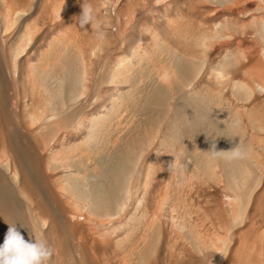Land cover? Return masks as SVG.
<instances>
[{
    "label": "rangeland",
    "instance_id": "obj_1",
    "mask_svg": "<svg viewBox=\"0 0 264 264\" xmlns=\"http://www.w3.org/2000/svg\"><path fill=\"white\" fill-rule=\"evenodd\" d=\"M110 1H111V3L108 4V5H112V6H108L109 13L111 12L110 15H112V16H110V20L108 19L109 16H106L107 14L109 15V13H107L105 11L104 5H101L100 10L102 11V13H104V14H102V17H104L103 22L100 24V26L96 25V26H92V27L88 28L90 31L88 29L84 30L83 31L84 33H82V35L80 34L79 37H77L76 43H73V42L71 43V41H69L67 38L65 39L64 32L66 30H62L61 32L55 31L54 38L56 41L51 40V38H49L50 35H47L48 37L47 36L43 37L42 41H40L39 44L35 45V47H37L36 50L32 49V52H35V54L37 53V56H39L38 58L40 60L38 62L40 64L37 63L39 67L37 70L38 74L36 76V80H37L38 84L42 83L41 86H43V88H45V89H42V87L39 85V90L40 91H41V89H42V91L44 90L42 92V94H44V96H46V98H49L50 96H52V101H53L52 107L55 110L52 111L53 109L51 108L50 103H49V107H48L47 111L45 113H43L42 115H39V116L37 115L38 119L32 118L29 126L32 130L35 131V134H37V135H35V138L37 140H39V141H37L38 149L41 151H44V152L51 153L50 155H52L51 160L50 159L48 160L49 161L48 164L45 165L44 168H42V172H44L43 174L45 175L46 180L49 179V175L54 174V173H61L63 171V173H61L62 179H63L62 197H64V199H66L69 202H72L76 205V209H75V220H77L76 222L80 225H83L84 226L83 228H133L134 226H136L139 229V231L142 230L145 232V234H147V235H145V237L151 236V238H149V237L145 238L146 244L143 245V252H142V254H145V255H142L143 257H141V258L139 256L140 262H142L144 260L145 262L143 261L144 263L142 262V264H147L148 261L151 260L152 255L154 254V252L158 246V243L161 239V237H160L161 231L163 228L166 229L169 226L170 227L173 226V228L171 227V229H170V227H169L168 229H170V231H172V232H176L181 237H184V239L186 241H188V242L192 241V237L187 233L186 230H187V228H189V226H188L189 222H192L194 219L195 208L191 207L188 204L189 202H188L187 198H188L189 192L190 191L193 192L194 186L195 187L196 186H202L204 188V186L211 185V188H218L217 194L219 196L217 195V198L219 200L221 198L220 202H221V204H223L222 206L224 207V211H225L224 213L228 214L232 218L230 221V223H232L231 227L235 228V227L239 226L241 224L242 220L246 219L247 205L249 203L250 196H251L252 192L260 186L261 181L263 180V177H261V178L259 177L260 174L258 172V168H259V159L260 160L264 159V145H263L264 140L262 139V137L264 138V136H263L264 135V127L262 128V126H264V117L263 116L260 117L261 116V115H259L260 113H258V111H256V109H254L251 106L257 112V113H254V110L251 109V107H250V105H251L250 103H252V101L254 99H260L262 104L264 105V99H263L264 91H261V88L264 86V84H263L264 83V80H263L264 79V75H263L264 74V72H263V70H264V66H263V64H264V22L262 21V16L264 15V2H263L264 0L263 1L255 0L258 5H256L252 11L257 10L256 13L254 12L255 14H257L258 11H259V13L261 11V13H260L259 17H258V14H259L258 13L257 15H255V18H250L249 20H247V22H245V24L241 25L242 27L231 25V24H222V23L216 22L217 24L215 26V30H216V32L214 33L215 35L210 36V38H208L206 40V42L211 43V44L213 42V44L212 45L209 44L208 45L209 47L207 46L208 43L204 44V46L206 45L204 47V54H203L202 58L197 59V60L188 58L181 51V47L183 48V46L185 45V43L182 42L180 39L181 35H175L174 38H172L173 40L170 38H166V36L164 37V34L159 33V30L156 29V27L152 25V24H156L158 22L157 21V15H158L157 11L158 10L159 11H165L168 9L167 4H168L169 0H162V1L148 0V1H144L145 3H142V5L145 6L148 2L150 8L148 7V5H146L145 7H142L141 13L139 12V10L135 11V14L133 12L134 15L132 14V16H130V18L125 17V16H124L125 17L124 18L122 16V14L120 15V13L118 15V12H119L117 10L118 5H117V7H115V8H117V9H115V11L117 13L115 11H113L114 9H110V8L114 7V2H116L115 0H110ZM149 1L151 3H149ZM208 1L211 5H213L217 8H220V7L222 8L225 6V4L229 5L231 3V0H208ZM119 2H120V0H119ZM68 3L70 4V6L69 5L67 6ZM68 3L65 5V7H63V9L58 11L59 14L55 15L56 21L64 22L63 20L66 18L65 15H67L70 12V11H68V13H67V10L72 9L71 5L73 4V2H72V4H71V2H68ZM151 5H152V7H151ZM73 8H74V4H73ZM112 12L116 13V14H114L117 17L116 20H115V16H113ZM153 12H155V13H153ZM262 12H263V15H262ZM61 13H63V14H61ZM148 14H151L150 15L151 17H149L150 20L147 17ZM61 15H62L63 19H61L59 17ZM153 15L154 16L156 15L155 18H153L154 17ZM121 16L125 19L124 21L126 23H124ZM143 16H145L144 18H147L150 22H153L150 25L154 27L153 35L150 38H148L147 40L145 39L146 38V33H145L146 31L142 30V28H140V26H138V22H137ZM128 18L131 20H129ZM153 19H155V20H153ZM263 19H264V17H263ZM151 20H153V21H151ZM121 21H123V22L121 23ZM128 22L130 24H128ZM116 23H117V25H116ZM118 24L121 26H119ZM253 24H255V25H253ZM126 25H128V26H126ZM124 28L126 30H123ZM99 29H100V31H99ZM155 29H156V31H155ZM104 31H105V33H104ZM117 31H118V33H117ZM142 32H143V34H142ZM121 33H123V35ZM158 33H159L160 37L157 35ZM131 34H132V36H131ZM140 36L141 37L143 36L142 37L143 42L141 40L142 38L141 39L137 38ZM100 37L105 39L104 44L100 47L94 46L93 50L90 51L89 56L85 55L84 57H82L81 51H83V50L81 48L84 45H87L89 40L94 42L95 39H98ZM130 37H134L135 39L137 38V40H138V41L136 40L137 42H134L135 44L136 43L137 44L135 47H133V49L131 47H129L128 45H126L127 42H129ZM147 37H148V35H147ZM212 37H213V40H211ZM163 39H164V41H163ZM224 39L225 40L230 39V40L229 41L226 40V42H225ZM140 40H141V44L138 45L140 43ZM168 40H170V41H168ZM175 40L177 43L175 42ZM29 41L30 40L27 36L21 37V39L19 41L18 48L16 49V52L11 53V55H12L11 59L13 62H16V60L19 57H21L22 54H25L30 49L29 45L31 43ZM235 41H237V45H239L241 47V49L244 46V50L242 49V51H241L240 47L237 45L232 46ZM49 42L50 43L52 42L51 46L53 45V47H51L50 45H47ZM220 42L225 43L227 45H229L231 43V46L229 45V47H227V48H226L227 45L225 46L226 49H224V46H223V50L226 53H224V52L221 53L223 51L222 48L216 52H212V53L209 52L212 46H214L215 44L220 43ZM164 43H165V45H164ZM54 45L57 47H55ZM177 45H179L180 47ZM63 46H64V48H62ZM118 46H119V49H118ZM124 46H126V47H124ZM141 46H142V48H141ZM40 47L41 48L44 47V48L41 50ZM109 47H110V49H109ZM158 47H159V49H158ZM235 47L238 48L241 52L238 49L236 50ZM50 48H52L55 51L56 50L58 51L57 56H59V57H57V60L55 59V61L53 59L54 58L53 57L54 51H52V49H50ZM59 48H60V50H59ZM107 48L109 50H111L113 48L112 49L113 51L108 52ZM114 48H115V50H114ZM232 48L234 50H232ZM44 49H46V50H44ZM134 49L136 51L138 50L137 51L138 53L135 52ZM144 49H146V50H144ZM166 49H168V50H166ZM171 49H172V52H171ZM246 49H248V50H246ZM260 49H262V51ZM151 50H152V53H154L157 50L154 53V54H156L155 55L156 59H154V58L149 59L150 57L152 58L154 56V54H153V56H151ZM164 50H166V51H164ZM206 50H207V52H206ZM235 50L237 52H235ZM259 50L261 51L260 53H259ZM105 51H107V53ZM158 51H161V52H158ZM167 51L169 53H167ZM59 52L61 55H59ZM102 52H103V54H102ZM112 52H113V54H112ZM122 52H123V54H122L123 56L127 55L126 57H130V59H132V58L133 59L132 60H130L129 58L125 59L126 57L124 58L121 55ZM130 52H131V54L134 52L135 53L131 55ZM162 52H165V53H162ZM51 53H52V55H50ZM161 53H162V55H161ZM219 53H221V56ZM236 53H238V54H236ZM239 53H241V56H239ZM110 54H111V58L112 57L114 58V56H115V58H114L115 60L113 58L108 60ZM129 54L131 56H129ZM112 55H114V56H112ZM116 55H118V57L121 58L120 59L121 61L116 62V59L117 60L119 59V58H117ZM158 55H160L161 57ZM164 55H166V57H164ZM211 55H212V57H214L213 59H211ZM231 56H233V57H231ZM139 57L142 59L139 60ZM147 57H148V60H147ZM207 57H208V59H206ZM244 57L247 59H245ZM255 57H257V58H255ZM45 58H47V59H45ZM63 58L64 59L66 58V60L64 61ZM215 58H217V59H215ZM49 59H50V61H49ZM58 59L60 60V63H59ZM160 59H162V60H160ZM165 59H166V61H164ZM93 60H94V63L92 62ZM107 60H108L107 64L109 66H110V64L113 65L116 62V65L114 64V66L120 67L119 69L115 67V70H119L120 72H118V71L117 72L120 74H117L116 71L114 72L115 76L113 74L111 75V73H109L110 77H108V78L110 80L107 78L108 82H106L107 79L105 78V77H107L106 76L107 73L110 72V71H108L106 73V71L109 67V66L106 67V61ZM151 60L154 64L153 63L150 64ZM206 60H208V62H206ZM256 60L259 64L260 68L262 69L261 74L259 75L258 79L256 78L257 76H254V77L252 76L254 74V72L251 71V70H253V64H254L253 62H255ZM47 61H49V62L47 63ZM53 61H54V63H53ZM113 61H115V62H113ZM133 61L135 63H137V64H135V66H134ZM149 61H150V63H149ZM155 61H156V63H158V61H159V65L163 64L160 61H164L165 63L168 62V65L171 64V66H172V68H174V70L172 68L170 69L171 66H168L167 63L166 64L164 63L165 65L168 66V67L166 66L167 69H165L164 64H163L164 66L162 65L163 67H161L158 64H155ZM51 62L55 65L53 66L52 64H50ZM109 62H111V63L109 64ZM120 62H121V65L123 67L125 66L124 69H122L123 67L119 64ZM125 62H126V64H125ZM210 62H213V63H210ZM214 62L216 65L214 64ZM43 63L46 64L45 65L46 69L45 68L42 69L44 67ZM90 63L93 65H91ZM117 63L119 64V66ZM49 64H50V66L51 65L52 66L50 67ZM57 64H59V65H57ZM94 64H95V66H94ZM204 64H205V66H208L206 68H209V65H210L209 69L213 70L214 73H215V71H216V73L218 72L217 74L220 75L222 78L227 79V77H228V80L225 79L226 82L228 83V84L226 83V85L230 86L231 84H233V86L234 85L235 86L234 87L232 86V88H231V86H230V88H227L224 84L225 89H224V87H222L223 86L222 85L221 91L219 90L220 88L218 89L219 91L218 90L215 91V89H212L208 86L204 87L205 85H202L200 83V80H201L200 78L202 76L200 74V70L203 69V72H201V73H203V74L206 73V69H204V67H205ZM227 65H228V68H227ZM150 66H152V67H150ZM61 67H62V69H61ZM104 67H105L106 71H103ZM155 67L157 68L158 76H156L157 75L156 71H154V69L156 70ZM39 68L42 69V72ZM49 68L50 69L53 68V70H50ZM146 68H149V69L152 68V69L149 70ZM159 68H164V69L159 70ZM48 69L50 72L52 71L51 74L49 71H47ZM129 69H131L130 72H127V71H129ZM145 69H146V71H144ZM35 70H36V68H35ZM43 70L44 71L46 70L48 75L44 74ZM57 70H58V72H56ZM148 70L150 72L153 70V72L150 73ZM170 70L175 71L176 74L173 75L174 72L173 71L170 72ZM53 71H54V73H53ZM102 71L105 72V75ZM121 71H122V73H121ZM139 71H140V73H139ZM166 71L168 74L169 73L171 74V76H172L171 78L169 76L170 74L168 75L167 73H165ZM213 71H212V73H213ZM245 71H248V72H245ZM39 72H40V74H39ZM220 72H221V74H219ZM250 72H251V76H250V74H248ZM224 73L227 74L226 77H225ZM245 73H246V76L248 74V76L250 78L245 77V75H244ZM116 74L118 76H116ZM197 74H199L200 76ZM43 75L46 77H44ZM51 75L53 78L51 77ZM41 76L44 77L45 79H43ZM90 76H91V78H90ZM113 76L115 78H113ZM140 76H143V78ZM159 76H161V77H159ZM166 76H168L169 78ZM197 77H199V78L197 79ZM248 78L250 80L249 82H247ZM195 79H197V81ZM233 79L234 80L238 79L240 83H238V80H236V82H237L236 83ZM251 79L253 82L251 81ZM260 79H262L263 82H260ZM240 80H243L246 83L244 84V82L240 81ZM83 81H84V83H83ZM136 81L140 84L137 83V85H136V83H135ZM109 82H112V84H110ZM123 82L125 84H123ZM198 82L200 83V85ZM258 82H260V83H258ZM87 83H89V86L87 85ZM105 83L106 84L109 83V84L106 85ZM234 83H236V84H234ZM128 84H130L129 86L131 88L128 86ZM195 84H196V86H195ZM247 84H248V86H247ZM254 84H255V86H254ZM261 84H262V86H261ZM104 85H106V86H104ZM197 86H199V87L201 86V87L198 88ZM107 87H109V88H107ZM111 87H113V88H111ZM102 88L103 89L107 88L108 90L105 89L107 91L103 92L104 90L103 91L100 90ZM119 88H120V90H119ZM202 88L205 90L202 91L203 90ZM206 88L209 89L210 92L207 91ZM251 88H252V90H250ZM109 89H110L111 93L108 92ZM198 89H200V92L196 93V91H199ZM229 89H230V91H227ZM113 90H115V91H113ZM212 90H214V91L212 92ZM224 90H225L224 96L228 95L226 97L228 98L229 102H228L226 97L222 96V94H223L222 91H224ZM99 91H102L105 95L103 96L101 92H100L101 94L98 93ZM138 91L141 92V94H139ZM236 91H237V93H236ZM238 91H240V93ZM113 92L115 95L112 96ZM161 92H163V93L165 92V93L162 94ZM187 92L188 93L190 92V93L188 94ZM207 92H208V94L212 92L213 95L212 94L208 95ZM218 92H220V93H218ZM231 92H235V94H237V97H236V95H234ZM106 93H109V94H106ZM136 93H138L139 96ZM199 93H200V96L198 95ZM225 93H226V95H225ZM229 93L231 94V96ZM238 93H239V95H238ZM214 94H217L220 96H217V95L215 96ZM118 95L120 96V98ZM154 96L156 99L154 98ZM210 96H212V98ZM99 97H101L102 99L104 98V101L100 100L101 98H99ZM147 97H148V99L154 98L153 100H155V101L153 102V100L150 99V101H151L150 102L147 100ZM169 97H170V99H168ZM219 97L220 98L223 97L224 99L223 98L219 99ZM110 98L111 99L113 98V100L110 101L109 100ZM135 98H138V99H135ZM143 98H144V100H142ZM97 99H98L99 103H97L98 102ZM209 99H212V100H209ZM156 100H158L159 102ZM108 101H110V102H108ZM214 101H218V102H214ZM238 101H239V104L237 103ZM105 102L107 104L108 103L109 104L107 105ZM205 102H206V104H204ZM232 102L233 103L235 102L234 105L236 107L233 105ZM104 103H105V105H104ZM146 103H149V104H146ZM94 104H95V106H94ZM96 104H98V105H96ZM103 105L105 106V108ZM135 105H136V108H135ZM240 106H241V108H239ZM248 106L251 109V111H249ZM96 107H98V108L102 107V110L101 109L96 110ZM110 107L113 110H111ZM183 107L184 108L187 107L188 111L183 113V110H182ZM263 107L264 106L261 107L262 108L261 113H264ZM103 108L107 109L106 114L108 113V115L105 114V110L103 111ZM219 108H222V109H219ZM243 108H244V111L242 110ZM247 108H248V110H247ZM234 109L236 110L235 112H234ZM200 110L202 113L200 112ZM220 110L222 112H219ZM231 110H233V111H231ZM245 110H247V112ZM198 111L200 112V114ZM228 111L231 112L232 115L230 113H228ZM238 111H240V112H238ZM91 112H92V115L94 116V120H90V119L88 120L87 119V115L89 117V113H91ZM120 112H121V114H119ZM177 112H181V114L182 113L183 114L181 116H178ZM245 112L247 115L244 117L243 114ZM201 114H202V116H201ZM226 114H228V116ZM82 115H83V117H82ZM84 115H86V116H84ZM239 115H241V116L238 117ZM222 116H223V118H222ZM119 117H120V119H119ZM197 117H198V119H197ZM109 118H110V120H109ZM114 118H115V120H113ZM240 118L243 120V122H242V120H239ZM245 118H247V119H245ZM117 119H119V121ZM218 119L221 120V122ZM254 119H257V120L254 121ZM232 121H233V124H232ZM227 122H229V123H227ZM117 123H120V124H117ZM246 123H248L249 126ZM102 124H104V125H102ZM116 124H117V126H116ZM236 124H238V125H236ZM100 126L101 127L103 126V127L101 128ZM114 126L116 128L113 131ZM195 126H197V127H195ZM242 126H243V128H242ZM237 127H241L242 130L240 128H237ZM73 135H77V138L74 141H69ZM96 136H98V137H96ZM233 136H235V137H233ZM190 137H192V138H190ZM215 139H216V146H217L216 150H218V151L219 150H225V151H220L216 155H213V153L211 151H209V147H210V141L215 140ZM40 140H41V142H40ZM85 140H86V142H85ZM259 140H261V141L259 142ZM42 142H43L44 146L42 145ZM59 143L62 144L63 149H62L61 145L59 146ZM67 144L69 145V147L67 146ZM235 144L242 146L243 148L246 149L247 155L244 159H230L229 158V151L233 146H235ZM179 146L181 147L180 149H178ZM182 147H183V149H182ZM62 150H64V151H62ZM65 150L67 152H65ZM69 150H71V151H69ZM226 150H229V151H226ZM61 151H62V154H61ZM256 151H258V152H256ZM178 152H180V153H178ZM223 152L228 153L226 155V158H222L221 155ZM256 154H259V156H261V155H263V156L258 158L259 156H257ZM168 155L170 156V158ZM64 156H66V157H64ZM255 156H256V159H255ZM87 159H88V161H87ZM255 161H256V163H255ZM173 162H175L176 164L186 165V169L183 170L182 172H180V173H182L181 175H180V173H176L175 171H172V172L167 171L169 169V167H168L169 164L173 163ZM75 170H77L79 173H81V175L84 178L83 180L76 175L77 171H75ZM108 170H110V172ZM143 170H144V172L142 173ZM160 171H162L164 173L165 182H166L167 186L163 187L165 198L161 201L162 202L161 205L156 207V205H155L156 201L153 200L151 196H149V192H154L156 190V186H155L156 176ZM138 174H141V175L143 174V175L140 176ZM137 175L139 176V179L142 181L141 189L144 191V196H141V194H139V193H136L134 196L132 195L131 186L134 183V181L136 180ZM176 175H178V176H176ZM102 176H104V177L102 178ZM173 176H175V178ZM166 177L169 179L167 180ZM171 177H172V179H171ZM176 177H178V178H176ZM258 177H259L260 181L258 180ZM100 178H102V179H100ZM175 179H178V181ZM173 180H175V181L173 182ZM258 181L260 182V184ZM169 182L171 184H169ZM233 184H235V185H233ZM170 188H172L174 190L176 189L175 191L173 190V192H175L174 194L171 193L172 189H170ZM150 189H152V190H150ZM153 189H154V191H153ZM167 192H170V194ZM187 192H188V194H187ZM166 193H167V195H166ZM168 196L170 197L172 202H170L167 205V203L169 202ZM171 196H172V198L175 199V201L177 203L180 202V203H178L179 206L177 205L178 207L176 206L177 203H173L174 199H172ZM238 196H239V198H238ZM177 198H179L180 200L179 199L176 200ZM226 198H228V199H226ZM150 201H151V203H149ZM164 201H166V202H164ZM181 202H182V204H181ZM244 202H246V203H244ZM82 203L86 206H84ZM171 203L175 205V208ZM132 204H133V206H132ZM235 204L236 205L238 204V205L236 206ZM163 205H166V206L162 207ZM80 207H81V209H80ZM169 207H171V208H169ZM165 209L169 212H167ZM180 209H182V210L180 211ZM237 209H239V211ZM87 210H88V212H87ZM174 210L176 212L175 214H174ZM230 210H232V211H230ZM234 210H236V211H234ZM80 211H82V212H80ZM178 211L183 215H181ZM182 211H184V212H182ZM186 213L188 216L187 215L185 216ZM108 214L110 217L109 219L107 218ZM118 216H121V217L118 218ZM141 216H143V218ZM167 216H168V218H167ZM189 216H190V218H189ZM243 216H245V217L241 218ZM42 217H44V216H42ZM130 217H131V219H130ZM175 217H177L179 223L182 221L181 224H179L177 222V219ZM179 217H181V218H179ZM171 218L173 220H171ZM174 219H176V221ZM88 220H89V222H88ZM101 220H103V223ZM147 220L148 221L151 220V221L148 222ZM166 220H167V223L165 222ZM145 221H147L148 223ZM211 222L212 221L210 220L209 216H205V217L202 216V222L198 224L199 225L198 227L212 228ZM143 223L144 224L146 223L145 227H148L150 225H153V227L150 226V228H144ZM173 223H175V224H173ZM176 223H178V224H176ZM184 223H185V225H184ZM208 223H210V224H208ZM147 224H148V226H147ZM205 224H207V225H205ZM174 225H177V227ZM140 226H142V228ZM178 226H179L181 231L178 230L179 229ZM183 227H184V229H182ZM151 229H152V231H151ZM172 229H174V230H172ZM147 231L149 233L151 232V234L148 235L149 233ZM101 233H103L104 235H108L105 232H101ZM145 240H144V242H145ZM146 245H148V246H146ZM149 245L152 246L150 249H149V247H150ZM190 245H192V243ZM191 247L193 248L194 246H191ZM193 249H195V247ZM153 250H154V252H153ZM144 258L148 259V260L146 261ZM139 260H138V263H139ZM139 264H141V263H139Z\"/></svg>",
    "mask_w": 264,
    "mask_h": 264
},
{
    "label": "bare ground",
    "instance_id": "obj_2",
    "mask_svg": "<svg viewBox=\"0 0 264 264\" xmlns=\"http://www.w3.org/2000/svg\"><path fill=\"white\" fill-rule=\"evenodd\" d=\"M115 1L116 2H114V7L110 8V9H114L113 11H115V9L118 8L117 9L119 11L118 15L120 13V15L122 14L123 17L125 16V17L130 18V16H132L133 12L135 14V11L139 10V12L141 13L142 7H145L146 5H148V7H149L148 2L145 6L142 5V3H145L144 1H148V0H120L121 3L119 2V0H115ZM157 1H162V0H157ZM261 1H263V0H261ZM68 2H71V4L73 2L74 8H73V4H72L71 5L72 9L67 10V13H68V11H70V12L67 15L64 14L66 16V18L63 20L64 22L56 21L55 15L59 14L58 11L63 9V7H65V5ZM109 3H111L110 0H0V244H2L4 242L5 234L8 230L9 225H11V224L15 225V227L20 232V234L24 237L25 240H32L33 235H35L36 237H39L41 235V233L43 232V235L48 238L49 243L51 244V246L54 249V255L52 257L51 264H139V263L142 264V262L144 260L142 262H140L139 256L141 258V257H143L142 255H145V254H142L143 245L146 244L145 238L146 237L151 238V236L145 237V235H147V234H145V232L142 230L139 231V229L136 226H134L135 228L134 227L133 228H83L84 227L83 225L78 224L76 222L77 220H75L76 205L74 203L69 202L68 200L64 199V197H62L63 179H62L61 173H63V171L61 173H54V174L49 175V179H47L48 181L46 180L45 175L43 174L44 172H42V168H44V166L48 164V162H49L48 160L49 159L51 160L52 155H50L51 153L44 152V151H41L38 149L37 141H39V140H37L35 138V135H37V134H35V131L32 130L29 126L32 118L38 119L37 115L38 116L42 115L43 113H45L47 111V109L49 107V103H50L51 108L53 109L52 111L55 110L52 107V104H53L52 103L53 102L52 96H50L49 98H46V96H44V94H42V92L44 91V90L42 91V89H45V88H43V86H41L42 83L41 84L37 83L36 76L38 74V71H37L38 67H39L38 64H40L38 62L40 60L38 58L39 56H37V53L35 54V52H32V49L36 50L37 47H35V45L39 44L40 41H42V38L46 37L47 35H50L49 38H51V40L56 41L54 38L55 31L61 32L62 30L67 31V32L66 31L64 32L65 39L67 38L69 41H71V43L72 42L76 43L77 37H79L80 34L82 35V33H84L83 32L84 30H86L92 26H96V25L100 26V24L103 22V18H104V17H102V14H104V13H102V11L100 10V7H101V5H104L105 11L107 13H109L108 6H112V5H108ZM149 3H151V2L149 1ZM68 5L70 6L69 3L67 4V6ZM117 5H118V7H117ZM167 5H168V9L165 10L166 12L165 11H159V10L157 11L158 15L157 14L156 15H157V21L158 22L156 24H152V25L155 26L156 29L159 30V33L164 34V37L166 36V38L172 39V38H174L175 35H181L180 39L182 42L185 43L183 48L181 47V51L188 58H191L194 60L202 58V56L204 54V47L206 46V45L204 46V44L208 43V42H206V40L208 38H210V36L215 35L214 33L216 32V30H215V26L217 24L216 22H219L222 24H231V25H235V26H241V25L245 24V22H247V20H249L250 18H255V15H257L259 13V11H258L257 14H255L257 10L252 11L254 9V7L256 5H258L255 0H231V3L229 5L225 4V6L222 8L221 7L217 8L213 5H211L208 0H169ZM115 7H117V8H115ZM151 7H152V5H151ZM84 8H91V10L94 14L95 20L91 25L89 24V25H86L85 28H81L78 24V21L80 20V15L82 14V11ZM115 12L114 13L112 12L113 16H115L114 14L117 13V12L116 13ZM110 13H109V15L108 14L106 15V16H109V18H108L109 20H110V16H112V15H110ZM153 13H155V12H153ZM260 13H261V11H260ZM260 13L258 14V17L260 15ZM61 14H63V13H61ZM150 15L151 14H148V16H147L149 20H150L149 17H151ZM262 15H263V12H262ZM122 16H121V18L124 21L125 17L123 18ZM155 16L153 18H155ZM59 17L61 18L62 15ZM144 17L145 16L140 18L137 22H138V26H140V28H142V30L146 31L145 32L146 38L145 37L144 38L147 40L148 38H150L153 35L154 27L150 25L153 22H150L147 18H144ZM263 17H264V15L262 16V21L264 22ZM116 18L117 17L115 16V20H116ZM61 19H63V18H61ZM129 20H131V19H129ZM153 20H155V19H153ZM153 20H151V21H153ZM123 21H121V23ZM124 23H126V22L124 21ZM128 24H130V23L128 22ZM116 25H117V23H116ZM253 25H255V24H253ZM119 26H121V25H119ZM126 26H128V25H126ZM156 29H155V31H156ZM123 30H126V29L124 28ZM99 31H100V29H99ZM105 31H104V33H105ZM117 33H118V31H117ZM159 33L157 34L158 36H159ZM121 34L123 35V33H121ZM142 34H143V32H142ZM147 35H148V37H147ZM22 36H27L29 38V40H30L29 42L31 43L29 45L30 49L28 51L26 50L27 52L25 54H22L21 57H19L16 60V62H13L11 59V56H12L11 53L16 52V49L18 48L19 41H20ZM131 36H132V34H131ZM142 37L140 36L137 38L141 39ZM137 38L135 39L134 37H130L129 42H127L126 45H128L129 47H131L133 49V47H135L137 44V43L136 44L134 43V42L138 41ZM141 40L143 42V38ZM141 40H140V43L138 45L141 44ZM211 40H213V37ZM226 40L229 41L230 39H226ZM226 40L224 39L225 42H226ZM104 41H105V39L102 37L95 39L94 42L89 40L88 44L84 45L81 48L83 50V51H81V53H82L81 56L82 57H84L85 55L89 56V53H90V51L93 50V47L94 46L95 47L96 46H98V47L102 46L104 44ZM163 41H164V39H163ZM168 41H170V40H168ZM52 42L51 43L49 42L50 44L48 43L47 45L51 46ZM175 42H176V40H175ZM209 44H211V43H208L207 46ZM212 44H213V42H212ZM164 45H165V43H164ZM226 45L227 44L221 43V42L217 43L211 47L209 52H211V53L216 52V51L220 50L221 48L223 50V46H224V49H226L227 47H229V45L231 46V43L227 46ZM236 45H237V41H235L232 46H236ZM177 46H179V45H177ZM225 46H226V48H225ZM237 46H239V45H237ZM51 47H53V45ZM55 47H57V46H55ZM124 47H126V46H124ZM159 47H158V49H159ZM43 48L40 47L41 50ZM60 48H59V50H60ZM62 48H64V46ZM115 48H114V50H115ZM141 48H142V46H141ZM50 49H52V48H50ZM109 49H110V47H109ZM109 49H108V52L113 51L112 50L113 48L111 50H109ZM118 49H119V46H118ZM235 49L237 50L238 48L235 47ZM240 49H241V47H240ZM242 49L244 50V46L242 47ZM242 49H241V51H242ZM44 50H46V49H44ZM144 50H146V49H144ZM166 50H168V49H166ZM166 50H164V51H166ZM207 50H206V52H207ZM232 50H234V49L232 48ZM236 50H235V52H237ZM246 50H248V49H246ZM260 50L262 51V49H260ZM260 50H259V53L261 52ZM52 51H54V53H53L54 58L52 56L51 57L55 61V59L57 60V57H59V56H57L58 51L57 50L55 51L53 49H52ZM137 51L135 50V52H137ZM105 52L107 53V51H105ZM158 52H161V51H158ZM171 52H172V49H171ZM223 52H224V50L221 53H223ZM134 53H132V54H134ZM154 53H152V50H151V56H153ZM162 53H165V52H162ZM162 53H161V55H162ZM167 53H169V52L167 51ZM221 53H219L220 56H221ZM224 53H226V52H224ZM102 54H103V52H102ZM112 54H113V52H112ZM122 54H123V52L121 53V55ZM130 54H131V52H130ZM130 54H129V56L132 55V54L131 55ZM236 54H238V53H236ZM50 55H52V53ZM59 55H61L60 52H59ZM155 55L156 54H154V56L152 58L150 57L149 59H153V58L156 59ZM166 55H164V57H166ZM112 56H114V55H112ZM116 56H117V58H119L118 60L116 59V62L121 61L120 60L121 58L118 57V55H116ZM126 56H123V57L125 58ZM158 56H160V55H158ZM239 56H241V53H239ZM231 57H233V56H231ZM112 58H111V54H110L108 60H110ZM114 58H115V56H114ZM127 58L130 59V57H126L125 59H127ZM213 58L214 57H212V55H211V59H213ZM255 58H257V57H255ZM45 59H47V58H45ZM132 59H130V60H132ZM141 59L142 58L139 57V60H141ZM206 59H208V57ZM215 59H217V58H215ZM245 59H247V58H245ZM65 60H66V58L64 59V61ZM108 60L106 61V67L109 66L107 64ZM147 60H148V57H147ZM160 60H162V59H160ZM49 61H50V59H49ZM49 61H47V63ZM54 61H53V63H54ZM58 61L60 63L59 59H58ZM156 61H155V64L159 65V61H158V63H156ZM164 61H166V59ZM164 61H160V62H162L164 64L165 63ZM92 62L94 63V60ZM113 62H115V61H113ZM116 62L114 63L115 65H116ZM206 62H208V60H206ZM53 63L51 62L50 64H52L54 66L55 64H53ZM110 63L111 62H109V64ZM149 63H150V61H149ZM152 63L153 62L151 60L150 64H152ZM166 63L168 65V62H166ZM210 63H213V62H210ZM253 63H254L253 64V70H251V71H253L254 74L252 76L253 77L257 76L256 78L258 79L259 75L261 74L262 69L260 68L257 60ZM50 64H49V66H50ZM95 64H94V66H95ZM114 64L113 65L110 64L111 67L109 66L108 67L109 70L107 69V71L105 70V67H104L103 71H106V73L108 71H110L107 73V75H106L107 77L104 76L105 72L102 71L104 73L103 76L106 79L108 77H110L109 73H111V75L113 74L115 76L114 72L116 71L117 74H120V73H118V72H120L119 70H115L116 66H114ZM119 64L121 65V62ZM119 64H118V66H119ZM125 64H126V62H125ZM135 64H137V63L134 62V66H135ZM214 64H215V62H214ZM45 65L46 64H44V67L42 69L45 68ZM57 65H59V64H57ZM91 65H93V64H91ZM162 65L160 64L159 66L163 67L164 65L163 66ZM167 65L164 66L165 69H167L166 68ZM168 66H171V64ZM204 66H205V64H204ZM263 66H264V64H263ZM124 67L122 69H124ZM150 67H152V66H150ZM206 67H208V66L204 67V69H206V73L203 74V73H201V72H203V69H201L202 71L200 70V74L202 75L200 78L201 79L200 83L202 85H205L204 87L208 86L212 89H215V91L220 88L219 90L221 91L222 90L221 86L223 85L222 87H224V84H225V86L227 88H230V86L232 88L233 84L230 83L231 84L230 86L226 85V83H227L226 80H228V77H227V79L225 78L226 79L225 80L224 78H222L220 75L217 74L218 72L216 73V71H215V73H214L213 70L209 69L210 65H209V68H206ZM35 68H36V70H35ZM116 68L119 69L120 67H116ZM171 68H172V66L170 67V69ZM227 68H228V65H227ZM42 69H40L41 72H42ZM49 69L47 71H49ZM61 69H62V67H61ZM146 69H149V68H146ZM146 69L144 71H146ZM151 69H149V70H151ZM160 69H164V68H159V70ZM172 69L174 70V68H172ZM50 70H53V68ZM130 70L131 69H129V71H127V72H130ZM173 70H170V72ZM47 71L43 70L44 74L48 75ZM154 71H156V74H157V75L156 74L155 75L158 76L157 68H156V70L154 69ZM212 71L214 74L212 73ZM51 72H50V74H51ZM56 72H58V70ZM151 72H153V70ZM173 72H174L173 75H175L176 74L175 71H173ZM245 72H248V71H245ZM263 72H264V70H263ZM53 73H54V71H53ZM121 73H122V71H121ZM139 73H140V71H139ZM165 73H167V71ZM39 74H40V72H39ZM117 74H116V76H118ZM219 74H221V72ZM224 74L226 77L227 74L226 73H224ZM248 74H250V76H251V72ZM248 74L246 76V73H245L244 74L245 77H249ZM197 75H199V74H197ZM114 76H113V78H115ZM169 76H170V78L172 77L171 74ZM44 77H46V76H44ZM44 77H42V78L45 79ZM51 77H52V75H51ZM140 77L143 78V76H140ZM159 77H161V76H159ZM166 77H168V76H166ZM90 78H91V76H90ZM198 78L199 77H197V79ZM249 78H248V81L246 79L245 80L247 82H249L250 81ZM108 79L106 82H108ZM197 79H195V80L197 81ZM236 80H238V79H236ZM236 80H234V81L236 82ZM263 80L260 79V82H263ZM240 81H243V80H240ZM251 81H252V79H251ZM260 82H258V83H260ZM83 83H84V81H83ZM89 83H87L88 86H89ZM109 83L112 84V82H109ZM109 83H107V84H109ZM135 83L137 85L138 82L136 81ZM200 83H199V85H200ZM236 83H234V84H236ZM238 83H240L239 80H238ZM245 83L246 82H244V84ZM123 84H125V83L123 82ZM138 84H140V83H138ZM39 85L42 87L41 91L39 90ZM106 85H104V86H106ZM129 85L130 84H128V86ZM195 86H196V84H195ZM247 86H248V84H247ZM254 86H255V84H254ZM261 86H262V84H261ZM197 87L200 88L201 86L200 87L197 86ZM107 88H109V87H107ZM107 88H105V89H107ZM111 88H113V87H111ZM262 88L264 89V86ZM105 89L102 88L100 90H102V91L104 90L103 92H106L108 89L107 90H105ZM110 89L108 92L111 93ZM224 89H225V87H224ZM119 90H120V88H119ZM198 90L199 91H196V93L200 92V89H198ZM204 90L205 89H203L202 91H204ZM206 90L209 91V89H207V88H206ZM250 90H252V88ZM102 91H99L98 93L101 92L102 95L104 96L105 94ZM113 91H115V90H113ZM213 91L214 90H212V92ZM227 91H230V89ZM212 92L209 94H212ZM222 92H223V94H222L223 97L228 96V95H226L227 92L225 93L226 96H224L225 90ZM238 92L240 93V91H238ZM161 93L164 94L165 92L164 93L161 92ZM218 93H220V92H218ZM231 93H233L237 97V94H235V92H231ZM236 93H237V91H236ZM239 93H238V95H239ZM106 94H109V93H106ZM136 94H138V93H136ZM139 94H141V92H139ZM139 94H138V96H139ZM207 94H208V92H207ZM113 95H115L114 92H113L112 96ZM198 95L200 96V93ZM214 95L216 96L217 94H214ZM217 96H220V95H217ZM230 96H231V94H230ZM210 97L212 98V96H210ZM223 97H221V98L219 97V99H222ZM99 98H101V97H99ZM119 98H120V96H119ZM154 98H155V96H154ZM135 99H138V98H135ZM150 99H148V97H147L148 101H150ZM153 99H151V100H153ZM168 99H170V97ZM263 99H264V97H263ZM100 100L104 101V98L103 99L101 98ZM109 100L111 101V100H113V98L112 99L110 98ZM142 100H144V98ZM209 100H212V99H209ZM227 100H228V98H227ZM97 101H98V99H97ZM110 101H108V102H110ZM154 101L155 100H153V102ZM156 101H158V100H156ZM214 102H218V101H214ZM228 102H229V100H228ZM97 103H99V101ZM105 103H104V105H105ZM234 103H233V105H234ZM237 103L239 104V101ZM146 104H149V103H146ZM204 104H206V102ZM250 104H251L250 107L252 106L254 109H256V111H258V113H260L259 114V115H261L260 117H262V116L264 117V113H261V109H262L261 107L264 105L262 104L260 99H254L252 101V103H250ZM96 105H98V104H96ZM94 106H95V104H94ZM252 107H251V109H253ZM104 108H105V106H104ZM104 108H103V111L105 110V114H106L107 109H104ZM135 108H136V105H135ZM239 108H241V106ZM248 108H249V106H248ZM248 108H247V110H248ZM97 109L102 110V107L101 108L96 107V110ZM110 109H111V107H110ZM219 109H222V108H219ZM235 109H234V112L236 111ZM251 109L249 108V111H251ZM111 110H113V109H111ZM182 110L184 113V112L188 111V108L183 107ZM242 110L244 111V108ZM247 110H245V111L247 112ZM231 111H233V110H231ZM256 111L254 110V113H257ZM200 112H201V110H200ZM200 112H199V114H200ZM219 112H222V111L220 110ZM238 112H240V111H238ZM246 112L243 114L244 117L247 115ZM177 113H178V116H181L183 114V113L181 114V112H177ZM228 113L231 114V112H229V111H228ZM119 114H121V112ZM106 115H108V113ZM226 115L228 116V114H226ZM241 115H239L238 117H240ZM84 116H86V115H84ZM201 116H202V114H201ZM82 117H83V115H82ZM222 118H223V116H222ZM87 119L88 120L89 119L94 120V116L92 115V112L89 113V117L87 115ZM119 119H120V117H119ZM119 119H117V120L119 121ZM197 119H198V117H197ZM245 119H247V118H245ZM109 120H110V118H109ZM113 120H115V118ZM239 120H242V119L240 118ZM255 120H257V119H254V121ZM219 121L221 122V120H219ZM229 122H227V123H229ZM242 122H243V120H242ZM117 124H120V123H117ZM117 124H116V126H117ZM232 124H233V121H232ZM246 124L248 125V123H246ZM102 125H104V124H102ZM236 125H238V124H236ZM243 126H242V128H243ZM195 127H197V126H195ZM263 127L264 126H262V128ZM115 128L116 127L114 126L113 131ZM237 128H240L242 130L241 127H237ZM96 137H98V136H96ZM192 137H190V138H192ZM76 138H77V135H73L69 141H74ZM262 139L264 140L263 137H262ZM260 141L261 140H259V142ZM40 142H41V140H40ZM85 142H86V140H85ZM42 145H43V142H42ZM60 145L62 147L61 143H59V146ZM67 146L69 147L68 144H67ZM180 148L181 147L179 146L178 149H180ZM62 149H63V147H62ZM182 149H183V147H182ZM62 151H64V150H62ZM62 151H61V154H62ZM69 151H71V150H69ZM65 152H67V151L65 150ZM256 152H258V151H256ZM178 153H180V152H178ZM227 154L228 153L223 152L221 155L222 158H226ZM256 155L259 156V154H256ZM261 156H263V155H261ZM261 156H259L258 158H260ZM64 157H66V156H64ZM169 158H170V156H169ZM255 159H256V156H255ZM87 161H88V159H87ZM256 161H255V163H256ZM173 163H175V162H173ZM110 170H108V171L110 172ZM75 171H77V170H75ZM167 171H169V169ZM143 172H144V170L142 171V173ZM258 172L260 174L259 177L260 178L263 177V180L261 181V184H260V182H259L260 180L258 177V180H259L258 182H259L260 186L258 188H256L250 196L249 203L247 205V212H246L247 216L245 215L246 219L245 220L243 219L244 221L241 219L242 220L241 224L235 228L231 227L232 223H230V221L232 218L228 214L224 213L225 211H224V207L222 206L223 204H221V202H220L221 198H220V200L217 198L218 188H211V185H208V186H204V188L202 186H196V187L194 186L193 192H191L189 190L190 191L189 194L187 192V194H188L187 200L189 202L188 204L191 207L195 208V216H194L193 221L189 222V224H188L189 228H187L186 231L192 237V241L188 242L184 239V237H181L176 232L170 231L171 227L173 228V226H171V227L169 226L170 229H168L169 227L166 229L163 228L161 231V236H160L161 239L158 243V246H157L155 252L153 250L154 254L152 255L151 260H149L147 264H264V159H262V160L259 159ZM181 174L182 173H180V175ZM76 175L79 178H81L82 180L84 179L83 176L81 175V173H79L78 171L76 172ZM138 175L142 176L143 174L142 175L138 174ZM138 175L136 177V180L134 181V183L131 186L132 195L134 196L136 193H139V194H141V196H144V191L141 189L142 181L139 179ZM176 176H178V175H176ZM103 177L104 176H102V178ZM173 177L175 178V176H173ZM102 178H100V179H102ZM176 178H178V177H176ZM168 179L169 178H167V180ZM171 179H172V177H171ZM175 180L178 181V179H175ZM175 180H173V182ZM169 184H171V183L169 182ZM233 185H235V184H233ZM155 186H156L157 191L156 190L154 191V189H153L154 192H149V196H151L152 199L156 201L155 205L157 207V206L161 205V203H162L161 201L165 198L163 187L167 186L166 182H165L164 173L162 171H160L156 176ZM172 188H170V189H172ZM150 190H152V189H150ZM173 190L174 189H172L171 190L172 192L171 191L170 192L174 194L175 192H173ZM170 192H167V193L170 194ZM167 193H166V195H167ZM171 198H172V196H171ZM238 198H239V196H238ZM172 199H174V198H172ZM178 199L179 198H177L176 200H178ZM226 199H228V198H226ZM170 200L171 199L169 197V202L167 203V205L170 202H172V200L171 201ZM174 201H175V199H174ZM174 201H173V203H177L176 201L175 202ZM164 202H166V201H164ZM149 203H151V201ZM178 203H180V202H178ZM178 203L176 204V206L177 205L179 206ZM244 203H246V202H244ZM181 204H182V202H181ZM172 205L175 208V205L174 204H172ZM84 206H86V205H84ZM132 206H133V204H132ZM164 206H166V205H163L162 207H164ZM81 207H80V209H81ZM169 208H171V207H169ZM181 210L182 209H180V211ZM237 210L239 211V209H237ZM230 211H232V210H230ZM234 211H236V210H234ZM80 212H82V211H80ZM87 212H88V210H87ZM167 212H169V211H167ZM182 212H184V211H182ZM175 213L176 212L174 210V214ZM181 215H183V214H181ZM186 215H187V213L185 214V216ZM201 215L203 217H205V216L210 217V220L212 221L211 222L212 228L198 227L199 226L198 224L202 222V216ZM42 216H44V217H42ZM245 216H243L241 218H244ZM119 217H121V216H118V218ZM141 217L143 218V216H141ZM107 218L108 219L110 218L109 214H108ZM167 218H168V216H167ZM175 218L177 219V217H175ZM179 218H181V217H179ZM189 218H190V216H189ZM130 219H131V217H130ZM176 219H174V220L176 221ZM171 220H173V219L171 218ZM101 221L103 223V220H101ZM147 221H145V222H147ZM150 221H148V222H150ZM88 222H89V220H88ZM165 222L167 223V220ZM177 222H178V219H177ZM181 222L180 223L178 222V223L181 224ZM178 223H176V224H178ZM173 224H175V223H173ZM208 224H210V223H208ZM143 225H144V228H150V226L153 227V225L148 226V224H147L148 227H145L146 223L145 224L143 223ZM184 225H185V223H184ZM205 225H207V224H205ZM174 226L177 227V225H174ZM140 227L142 228V226H140ZM178 228H179V226H178ZM182 229H184V227ZM172 230H174V229H172ZM178 230L181 231L180 228ZM151 231H152V229H151ZM101 232H105L108 235H104ZM150 234H151V232L148 235H150ZM144 240H145V242H144ZM191 243H192V245H190ZM146 246H148V245H146ZM191 246H194L195 249H193L194 247L192 248ZM151 247L152 246H150L149 249ZM138 260H139V263H138ZM145 260L147 261L148 259H145Z\"/></svg>",
    "mask_w": 264,
    "mask_h": 264
},
{
    "label": "clouds",
    "instance_id": "obj_3",
    "mask_svg": "<svg viewBox=\"0 0 264 264\" xmlns=\"http://www.w3.org/2000/svg\"><path fill=\"white\" fill-rule=\"evenodd\" d=\"M94 20L95 17L91 8H84L78 24L81 28H85L86 25H91ZM216 147V139L210 141L209 151L213 155L225 151H218ZM246 155V149L237 144L229 151L230 159H244ZM168 167L170 172L175 171L177 173L186 169V165L176 163H170ZM53 255L54 249L43 232L39 237L33 235L32 240H25L14 224L9 225L4 242L0 244V264H51Z\"/></svg>",
    "mask_w": 264,
    "mask_h": 264
}]
</instances>
